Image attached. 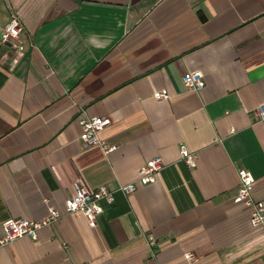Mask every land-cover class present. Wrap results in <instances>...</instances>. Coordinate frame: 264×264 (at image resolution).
I'll return each mask as SVG.
<instances>
[{
    "label": "crops",
    "instance_id": "1",
    "mask_svg": "<svg viewBox=\"0 0 264 264\" xmlns=\"http://www.w3.org/2000/svg\"><path fill=\"white\" fill-rule=\"evenodd\" d=\"M10 14L23 31L21 50L0 42V235L62 213L73 184L114 192L92 227L62 214L0 264H264V229L233 202L243 169L264 207V0H0V29ZM78 117L108 118L98 138L115 150L82 146ZM156 157L153 183L116 191Z\"/></svg>",
    "mask_w": 264,
    "mask_h": 264
},
{
    "label": "built area",
    "instance_id": "2",
    "mask_svg": "<svg viewBox=\"0 0 264 264\" xmlns=\"http://www.w3.org/2000/svg\"><path fill=\"white\" fill-rule=\"evenodd\" d=\"M23 28L20 25L15 14H10L6 24L0 29V42L8 44L12 48L21 50L22 41L21 34ZM181 84L183 88L188 91L197 92L203 87L201 75L198 73H185L181 76ZM155 100H166L167 95L164 93L153 94ZM252 116L256 121L264 120V104L257 106L252 111ZM110 121L106 117L93 118H77V124L80 127V134L78 140L82 146L98 147L103 154H107L115 150L114 145H109L98 138V133ZM178 155L187 167H194V160L192 154H189L182 146L178 147ZM161 169V162L159 158H152L146 161L137 171L136 178L132 183L118 186L116 191L123 195L133 193L137 185L144 186L154 182L157 172ZM237 188L233 197V202L239 204L248 210V223L251 227H260L264 229V207L260 202L252 199L251 190L253 185V178L251 175L243 170H236ZM73 194L64 201L62 213H59L52 207L47 209L44 217L38 220H7L1 224L0 247L8 245L18 239L28 238L33 241L36 238V232L54 223L62 214L68 215L72 213H79L86 220L89 226H93L95 218L101 213L100 202L110 204L113 201V192L105 186H99L92 192H86L77 184L72 185ZM146 244L152 246L154 240L151 236H146ZM187 262L195 260V256L190 253L183 254ZM142 264H156L151 260H145Z\"/></svg>",
    "mask_w": 264,
    "mask_h": 264
}]
</instances>
